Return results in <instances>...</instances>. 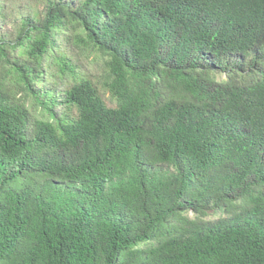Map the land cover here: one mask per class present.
Here are the masks:
<instances>
[{
	"label": "trees",
	"instance_id": "trees-1",
	"mask_svg": "<svg viewBox=\"0 0 264 264\" xmlns=\"http://www.w3.org/2000/svg\"><path fill=\"white\" fill-rule=\"evenodd\" d=\"M13 1L0 264H264V0Z\"/></svg>",
	"mask_w": 264,
	"mask_h": 264
},
{
	"label": "rangeland",
	"instance_id": "rangeland-1",
	"mask_svg": "<svg viewBox=\"0 0 264 264\" xmlns=\"http://www.w3.org/2000/svg\"><path fill=\"white\" fill-rule=\"evenodd\" d=\"M16 1L14 0L13 1V5L15 4L18 8L22 9V10H26L27 7H31V8H34V9H38L40 8L42 5H43V1L42 0H17V2L15 3ZM68 2H71V1H68ZM18 12L19 10L18 9H13L11 8V14L3 21H0V27H1V31L0 33L2 34V36H4L6 39L8 38H11L12 40V36H13V26L14 24L17 22V17H18ZM83 65L84 67L87 69V74L88 75H92V79L93 80H97L99 82V85H98V88H99V93H100V96L102 98V101L104 102L105 106L108 107V108H114L115 107V103L109 98V94L103 90L100 89V83H103L104 82V78L101 77V72H100V68L95 65V64H88L87 62H83ZM38 109L35 108L33 110V116H37L38 114ZM62 112V111H60ZM73 113V112H72ZM187 219H192L193 216L188 213L185 215ZM219 214L217 213L216 215H211L209 219H216V218H219ZM162 238L160 235H158L156 237V239L150 243H154L153 246L156 245V243L158 241H160ZM152 246V247H153ZM151 248V247H150Z\"/></svg>",
	"mask_w": 264,
	"mask_h": 264
},
{
	"label": "clouds",
	"instance_id": "clouds-1",
	"mask_svg": "<svg viewBox=\"0 0 264 264\" xmlns=\"http://www.w3.org/2000/svg\"><path fill=\"white\" fill-rule=\"evenodd\" d=\"M40 8H41V7H40ZM40 8H39V9H40ZM101 77L104 78V82H103V83H100V89L103 90V91H105V92H107V93L109 94V98L111 99V93H110V91H109V89H108V85H109V83H110V79H108L106 73H103V72H101ZM91 80L94 82L93 87L95 88V90H96V92H97V94H98V97H99L100 101L102 102L103 106H104L106 109H108V110L115 109V108H116V103H115V101H114L113 99H111V100L115 103V107H114V108H108V107L105 106V104H104V102L102 101V98H101V96H100V93H99V88H98L99 82H98L97 80H93L92 77H91ZM73 112H74V111H73ZM189 213L192 215L191 212H189ZM187 214H188V213H187ZM185 215H186V214H185ZM185 217H186V216H185Z\"/></svg>",
	"mask_w": 264,
	"mask_h": 264
}]
</instances>
